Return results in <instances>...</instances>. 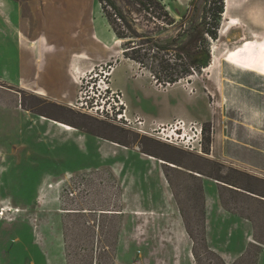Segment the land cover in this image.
Wrapping results in <instances>:
<instances>
[{"label":"rangeland","instance_id":"obj_1","mask_svg":"<svg viewBox=\"0 0 264 264\" xmlns=\"http://www.w3.org/2000/svg\"><path fill=\"white\" fill-rule=\"evenodd\" d=\"M6 1L14 24L19 1L25 16L32 13L33 34L57 47L80 48L112 32L99 0ZM160 1L174 25L156 4L116 0L127 19L117 27L127 38L100 50L123 72L110 83L123 93L128 116L141 117L151 136L0 83V264H264V167L242 163L260 168L264 159L238 148L243 141L264 148V121L251 127L258 140H250L243 112L224 109L211 63L193 66V58L249 33L234 28L220 37L226 18L225 3L216 13L218 0ZM217 20L214 40L207 31ZM9 28L0 18V76L12 79L18 47ZM94 65L81 62L75 80ZM223 70L226 95L238 104L249 103L240 85L264 94V78L231 64ZM258 108L264 116L260 100ZM178 121L186 139L203 129L202 153L158 139Z\"/></svg>","mask_w":264,"mask_h":264},{"label":"crops","instance_id":"obj_2","mask_svg":"<svg viewBox=\"0 0 264 264\" xmlns=\"http://www.w3.org/2000/svg\"><path fill=\"white\" fill-rule=\"evenodd\" d=\"M13 2L16 3L17 8V17L15 18L16 24H14V17L11 15V12L9 15L7 14L8 12H6V9L8 8V2L6 0H0V18L5 19L6 24H9V29L13 33V38L16 40L18 53L15 63V70L17 71V77L9 79L7 76H0V83L6 84L10 87L29 90L35 94H38L37 92H42L44 95H38L42 96L43 98H48L51 101L69 106L77 100L79 92L77 84L78 81L76 82L74 78L73 70L76 67L80 68V64L83 61L93 62L96 63V65L105 63L107 59L103 54H101L100 50H106V47L113 48V42L115 39H117L115 32L112 29V32L109 34V36L102 37V40H98V38L96 39L94 37L96 40L95 41L90 38L92 42L86 43L80 48H66L64 46L57 47L53 42L50 41L46 34L40 33L36 36L33 34L32 27L34 23L32 19V13L30 16H25L24 8L20 2ZM95 22L96 21H94V24ZM107 25L108 27L111 26L108 20ZM81 55H85L88 58L81 59L79 57ZM121 74H117L115 78L117 77L118 79H122ZM32 88H38V90H34ZM240 90L245 93L249 99L248 104L245 102L247 104L246 107H241V103L239 102L238 104L235 100L236 98L233 96L232 98L228 97L229 100H227L229 103H224V109L228 112L231 109L243 112V128L249 131L250 140L253 139L257 141V129L253 130L251 127L253 126L257 128L260 120L264 121V116H260L258 113L259 100L264 103V97L260 94L261 91L259 92V90H254V88L251 87L248 88L247 86L241 85ZM41 119L47 120L60 129L54 120H49L44 117H41ZM60 130L70 132V130ZM247 137L245 138L247 139ZM243 142L244 144L242 142L239 143L238 148H242V150L250 153L251 155H260L264 159V148H259L257 145H247L246 141ZM224 155L225 158L231 159V156L227 154V152H225ZM236 161L240 162V160ZM225 163L229 164L227 161H225ZM242 163H246L245 165L260 170L263 169L262 167H264V162L260 168H258V164H254L253 162ZM252 196L257 199L259 198L257 195ZM260 199L264 201V198L261 197ZM222 209L224 213H228L224 207H222ZM245 221H248L250 226L252 225L250 220Z\"/></svg>","mask_w":264,"mask_h":264},{"label":"bare ground","instance_id":"obj_3","mask_svg":"<svg viewBox=\"0 0 264 264\" xmlns=\"http://www.w3.org/2000/svg\"><path fill=\"white\" fill-rule=\"evenodd\" d=\"M225 6L226 22L220 29V37L228 38L231 30L234 28H244L249 33V37H244L246 41L242 43H235V46L231 47L229 43L231 41L227 39L221 47L214 48L213 50L209 70L214 73L218 92L223 96V100L226 99L228 103L225 87L227 77L223 70L225 64L234 65L254 76L264 78V8L259 0H257V3H254L252 0H225ZM242 15L247 17V21L241 18ZM116 70L117 68L114 70L113 75ZM79 78L81 79V76ZM240 103L243 108L247 105L242 101ZM58 126L64 130H74L71 126L63 123H58Z\"/></svg>","mask_w":264,"mask_h":264},{"label":"built area","instance_id":"obj_4","mask_svg":"<svg viewBox=\"0 0 264 264\" xmlns=\"http://www.w3.org/2000/svg\"><path fill=\"white\" fill-rule=\"evenodd\" d=\"M116 66L108 63H100L91 67L90 70L81 74V79H78V98L70 104L69 107L73 110H78L88 114L100 121L108 122L113 125L131 129V125L136 124L138 128H134L138 133L144 135H150L145 128L146 123L141 122V117H138L133 121L128 116L127 106L123 100V93L118 90H113L110 83V78L113 76V72ZM77 82V80H76ZM85 87L87 91L82 92V87ZM185 123L178 121L175 129L167 135L165 138L159 137L160 140L167 141V144L182 147L192 152L202 153L203 140L201 128L197 133V140L193 137L186 139V133L182 132L185 129ZM134 126V125H133ZM195 133L193 135L195 136Z\"/></svg>","mask_w":264,"mask_h":264},{"label":"trees","instance_id":"obj_5","mask_svg":"<svg viewBox=\"0 0 264 264\" xmlns=\"http://www.w3.org/2000/svg\"><path fill=\"white\" fill-rule=\"evenodd\" d=\"M125 1V0H124ZM133 3H136L138 5L143 6L145 9H149L152 7V5L156 4L159 7H161V10L163 11V13H165V19H169L170 20V25H174L176 23L175 19L171 17L169 11L167 10L166 6L163 4L162 1L160 0H132ZM100 4L103 7L105 16L109 22V24L111 25L113 31L115 32L116 36L119 39H125L127 38L126 33H123L121 31V29H119L118 26V22L120 23H126L127 19L125 14L122 12V10L119 8V6L116 3V0H99ZM218 4V7L216 9V13L217 14H222L224 11V0H218L216 1ZM109 9H112L115 13H110ZM225 10H226V6H225ZM224 15H225V11H224ZM159 16V15H158ZM220 23L217 21H215V27L213 29H208L207 33L211 36L212 39L217 40L219 38V34L217 29L219 28ZM161 48H164L163 46H161ZM212 60V56L210 54V51H207L206 53V57L204 59H197V58H193V66L195 67H202V68H207ZM146 64V63H143ZM180 79L179 75H175L174 77H171L170 80L171 82H177Z\"/></svg>","mask_w":264,"mask_h":264}]
</instances>
